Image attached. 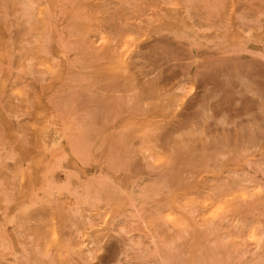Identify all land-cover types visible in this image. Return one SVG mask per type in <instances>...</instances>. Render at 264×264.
I'll return each instance as SVG.
<instances>
[{
    "label": "rangeland",
    "instance_id": "374dc122",
    "mask_svg": "<svg viewBox=\"0 0 264 264\" xmlns=\"http://www.w3.org/2000/svg\"><path fill=\"white\" fill-rule=\"evenodd\" d=\"M0 264H264V0H0Z\"/></svg>",
    "mask_w": 264,
    "mask_h": 264
},
{
    "label": "bare ground",
    "instance_id": "6f19581e",
    "mask_svg": "<svg viewBox=\"0 0 264 264\" xmlns=\"http://www.w3.org/2000/svg\"><path fill=\"white\" fill-rule=\"evenodd\" d=\"M166 215V214H165ZM168 215V214H167Z\"/></svg>",
    "mask_w": 264,
    "mask_h": 264
}]
</instances>
